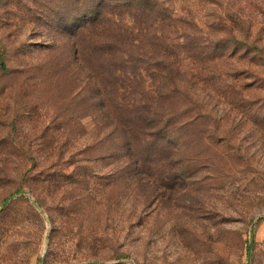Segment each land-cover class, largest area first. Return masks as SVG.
Here are the masks:
<instances>
[{
	"label": "rangeland",
	"instance_id": "1",
	"mask_svg": "<svg viewBox=\"0 0 264 264\" xmlns=\"http://www.w3.org/2000/svg\"><path fill=\"white\" fill-rule=\"evenodd\" d=\"M130 1L0 0V264H264V0ZM166 9L253 47L202 64ZM154 111L182 135L129 155Z\"/></svg>",
	"mask_w": 264,
	"mask_h": 264
},
{
	"label": "trees",
	"instance_id": "2",
	"mask_svg": "<svg viewBox=\"0 0 264 264\" xmlns=\"http://www.w3.org/2000/svg\"><path fill=\"white\" fill-rule=\"evenodd\" d=\"M155 0H131L127 3V8L130 13L135 15V17L142 16L139 18L145 28L152 24L149 18H153V11L156 7V4L159 2H154ZM99 14H102L100 11L95 16L91 17L89 21L96 23L99 18ZM162 17L160 19H165L167 21V26L177 25V23L187 25L193 29V33L183 34V41L180 43V48H183L185 51H192L194 54L191 55L198 62L204 64L205 62H212L215 67H223L225 65V60L231 58L234 53L241 51V43H247V51L250 50L253 45V41L249 40H240L233 33H229L227 24L223 19L213 20V23L210 20L199 21L195 17H183L175 16L173 12L167 13V9L164 12L160 13ZM169 22V24H168ZM207 26L210 30L206 34L204 28L201 27ZM250 37V33H249ZM236 45L233 48V53L229 51L230 45ZM9 62L5 58L2 50L0 49V73L8 71ZM161 96L165 95V90L162 91ZM158 111V107L155 108ZM154 111L151 115L144 118V120L128 121L122 124V131L124 132L123 147L126 149L129 155H133L136 151L149 152V149L156 147V151H161L164 148L162 146L158 148V145L161 141H166L168 144H171L173 141L176 142V138L182 135L180 130V124H175L172 117L168 116V119L162 120L158 116V112ZM170 112L169 115H173ZM160 114V113H159ZM162 115V114H161ZM150 138L148 145L142 144L141 138ZM176 148L175 144L172 145V149ZM145 157V156H144ZM139 160H143L142 156Z\"/></svg>",
	"mask_w": 264,
	"mask_h": 264
}]
</instances>
